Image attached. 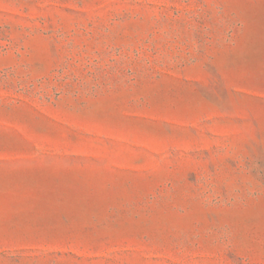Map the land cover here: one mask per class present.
I'll list each match as a JSON object with an SVG mask.
<instances>
[{"label":"rangeland","instance_id":"374dc122","mask_svg":"<svg viewBox=\"0 0 264 264\" xmlns=\"http://www.w3.org/2000/svg\"><path fill=\"white\" fill-rule=\"evenodd\" d=\"M0 264H264V0H0Z\"/></svg>","mask_w":264,"mask_h":264}]
</instances>
